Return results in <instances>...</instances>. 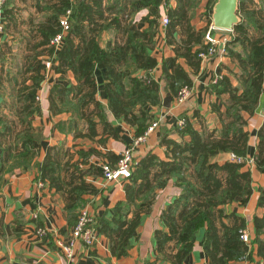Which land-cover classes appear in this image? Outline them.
<instances>
[{
	"label": "crops",
	"instance_id": "1",
	"mask_svg": "<svg viewBox=\"0 0 264 264\" xmlns=\"http://www.w3.org/2000/svg\"><path fill=\"white\" fill-rule=\"evenodd\" d=\"M61 1L50 0L48 4L44 0H33L31 3L28 1V4L34 6L35 9L39 8L36 19L35 14L29 15V18L33 20L28 21L31 28L28 36L26 33L19 35L12 30L14 25L20 26L23 19L18 18L16 14L12 20L8 19L0 4V60L3 58L4 46H12L13 39L21 41L19 46L21 49H28L29 46L39 43L41 36L38 34V29L51 17L42 11L43 6L53 7ZM217 1L165 0L160 6H144L137 0H133L132 3L124 0L121 3L128 4L129 9L127 11L129 14L125 15L121 21L122 27L129 26L132 31L145 32L151 30V22H153L155 29V45L151 55L157 59L158 65L149 75L159 85L161 105L148 106L147 109L152 116L149 124L159 120L160 125L146 142L134 149L133 157L137 165L148 155H155L160 160L168 161L167 147L162 143L164 139L179 143L190 140V137L183 136L177 127V122L181 118H186L198 132H211L216 129L219 132L222 128L221 113L225 112L231 95L225 91L218 92L224 87L212 85L211 80L216 75L229 77L233 86H237L238 81L233 78L232 80L228 74L229 68L235 66L236 63L227 55H215L206 60L202 59L199 67L195 68L186 58L177 56V53H182V51L177 52L175 49L179 41L187 37L189 29L190 33L198 35L203 32L206 35L213 28L212 15ZM11 2L9 9L24 4V0ZM115 2L116 0H104V7L114 6ZM248 6L259 9L260 2L254 0V4ZM211 8L212 13H210ZM170 13L176 16L171 17ZM182 15L183 20H181ZM165 17L169 19L166 25L163 22ZM107 23H110V20ZM169 26H172L171 32L168 31ZM225 32L229 31H213V34L220 40L229 41L233 33ZM125 40L126 34L118 30L116 26H110L99 35L100 45L103 48L111 41L121 43ZM29 42L32 45H28ZM203 43L206 44L205 38ZM200 46V44H195L193 51L199 49ZM11 48L15 49L14 46ZM25 52L27 53V50L24 54ZM58 53L59 50L52 57H42L46 63L45 80L36 96L39 113L31 118V131L36 136L34 146L37 153L30 162L23 165L19 163L21 160L17 156L22 148L20 144H16V135L25 127L17 123L15 113V105H21L23 98L16 97L17 91L12 98H7L0 92V119L2 122L5 120L17 124L15 132L9 136L3 133V123L0 121V264H171L157 252L155 234L159 230H166L162 222L163 211L181 195L182 189L176 184L175 179H170L164 188L156 189L155 193L151 194L150 212L142 214L137 238L131 241L127 256L122 258L114 256L110 250V240L99 231V242L92 248L84 246L81 242L77 243L72 259H67L59 248V241H68L72 237L74 221L70 220L65 196L40 179L41 167L47 154L49 152L52 155L58 153L62 159V166L69 163L68 172H63L66 179L75 174L96 188V194L83 195V203L76 209V213L84 207L89 208L95 215L97 227H99L101 221L112 219L117 206H126V187L131 183L130 180L108 182L102 177L101 168L104 164L116 167L122 153L132 148L138 136L137 127L117 119L109 108L105 87L106 72L101 67H97L95 73L97 84L95 101L101 105L102 117L100 114L89 115L93 112L94 105L84 111L85 115L91 118L73 113L72 109L63 108V99L73 101L72 103L79 99L75 92H71L65 99L63 93L61 94L63 88L78 86L80 82L72 71L67 70L63 74L59 70ZM23 61L25 64L24 59ZM177 67L188 74L193 87L191 97L181 104L177 103L176 96L171 92L165 77V70L173 73ZM135 75L146 76L147 73L138 70ZM168 95L172 97L170 108L163 105ZM7 100H12L9 112L4 108ZM53 102L55 107L52 105ZM244 116L247 122L245 131L249 133L244 157L254 162L246 164L243 171L251 173L253 194L245 206H241L238 202L225 206V213L234 214L237 218L232 217L223 221L226 225H235L240 224L242 219L245 220V230L251 239L249 245L251 258L231 264H264V260L257 255L258 246L254 242L257 236L254 218L264 215V206H259V199L264 190V165L259 167L256 162L261 142L259 133L264 126V82L263 93L259 98L256 112L253 115L244 114ZM88 119L96 123L95 134L90 133ZM230 157L228 153H221L213 158V161L224 163ZM143 181L147 182V180ZM143 181L139 180L138 185ZM156 182L157 179L154 180L151 176L150 183L156 185ZM143 199L144 195L137 201V204H140ZM131 208L129 218L135 211L133 205ZM39 228L47 231L44 237L38 234ZM206 230L207 225L198 231L193 251L184 264H212L203 246ZM260 237L263 238V236Z\"/></svg>",
	"mask_w": 264,
	"mask_h": 264
},
{
	"label": "trees",
	"instance_id": "2",
	"mask_svg": "<svg viewBox=\"0 0 264 264\" xmlns=\"http://www.w3.org/2000/svg\"><path fill=\"white\" fill-rule=\"evenodd\" d=\"M132 1L129 0V3ZM137 1L144 6H160L165 0ZM123 2L124 0H116L114 6L104 7V0H62L49 7L53 14L38 29L41 41L35 46L28 43L32 46L27 49L23 72L18 73L23 80L17 85L16 97L23 98V103L15 106V113L19 124L25 127L16 135V144H20L22 148L17 153L21 165L30 162L37 153L34 146L36 136L31 131V118L39 113L36 96L45 80L46 63L42 57H52L57 52L51 45V40L61 33L60 18L68 10L72 11L69 19L70 30L58 53V68L63 74L67 70L72 71L80 85L63 88L61 94L63 93L65 99L71 92H75L79 98L75 103L63 99V108L72 109L73 113L87 117L85 109L94 105V110L89 115L100 114L101 105L95 101V73L96 68L101 67L106 72V93L114 116L137 127L138 137L147 130L149 121L152 120L147 107L161 105L159 85L149 75L158 65L157 59L151 55L155 45L154 23L151 22V30L145 32L132 31L129 26L122 27L123 17L129 14L128 4H121ZM259 2L260 7L256 9L248 6L253 5L254 0L240 1L239 14L242 22L234 28L233 39L227 43V56L238 65L240 73L237 75V86H233L229 77H223L216 85L224 87L218 92L225 91L231 95L225 112L221 113L222 128L219 132L217 129L198 132L185 118L186 126L180 132L183 136L188 135L190 140L179 143L164 139L162 143L167 147L168 161L148 155L134 167L131 183L126 187V208L124 205L117 206L112 219L101 221L97 227L110 240V250L117 258L128 255L131 241L137 238L142 214L150 212L151 194L156 189L164 188L170 179L176 180L182 192L163 211L162 222L166 230H159L155 234L157 252L163 259L171 264H184L193 251L198 231L205 225L207 230L203 246L212 264H231L243 257L247 260L251 258L250 246L241 239L246 228L245 220L242 219L240 224L235 225H226L223 221L237 218L234 214L227 215L225 206L233 202L245 206L249 202L253 194L251 173L243 171L245 165L231 158L224 163L215 162L213 158L221 153L243 157L248 146L249 133L244 129L247 122L243 113L253 115L256 112L264 82V0ZM10 3L11 0H8L3 8L4 15L12 20L14 11L8 8ZM170 15L176 16L172 13ZM183 19L182 15L181 20ZM108 20L110 23H107ZM110 26H116L123 31L126 40L121 43L111 41L103 48L99 35ZM168 31H172V26L168 27ZM187 32V37L179 41V48L175 47L177 52L182 51L177 56H183L189 64L198 68L202 60L199 55L208 49L203 43L206 35L203 32L198 35L190 33V29ZM195 44L201 46L193 51ZM41 47L44 48L39 49ZM138 70L145 71L147 75L136 76L135 72ZM165 77L176 98L184 86H192L188 74L180 67L173 73L165 70ZM79 95L81 96L78 97ZM52 105L55 107L54 102ZM90 116L87 118H91ZM0 121L2 122L1 119ZM88 122L91 135L95 134L96 123L92 119H88ZM2 123L3 133L12 136L17 127L16 123L5 120ZM259 137L261 142L256 162L262 167L264 126ZM61 161L58 153L52 155L49 152L41 167L40 179L65 196L70 220L75 225L79 215L76 209L83 203V195L96 194L97 190L75 174L66 179L63 172H68L69 163L66 168ZM75 170L78 171L77 168ZM151 176L154 180L157 179L156 185L150 183ZM139 180L147 182L143 181L138 185ZM142 195L143 201L137 204ZM132 205L135 211L129 218ZM259 206H264V190ZM254 228L257 235L254 240L258 246L257 255L264 260V215L254 218Z\"/></svg>",
	"mask_w": 264,
	"mask_h": 264
},
{
	"label": "built area",
	"instance_id": "3",
	"mask_svg": "<svg viewBox=\"0 0 264 264\" xmlns=\"http://www.w3.org/2000/svg\"><path fill=\"white\" fill-rule=\"evenodd\" d=\"M8 0H0L1 6H4ZM72 12L68 10L66 15L60 18V25L62 28L61 33L56 35L51 40V45L55 47L56 51L62 49L63 40L66 34L70 30V16ZM164 24L169 23V19L165 17L163 19ZM213 31H219L212 28L205 36V43L208 47L207 51L202 52L199 56L201 59L206 60L215 55L225 56L227 55V43L229 42L227 39L220 40L216 38L213 34ZM223 76L216 75L212 80V85H217L221 81ZM193 93V87L184 86L178 93L176 98L177 103L181 104L188 100ZM160 125V121H153L149 124L147 130L143 135L138 137L134 142L132 148H128L122 153V157L120 158L116 167H112L109 164H104L102 166V177L108 182H117V181H128L132 178L133 167L135 166L133 151L139 146L141 143H144L148 140V138L156 132ZM186 126V119L181 118L177 122V127L179 131L183 130ZM232 160H236L239 164H252L254 161L252 159H247L246 157H237L236 155H231ZM38 234L44 237L47 234L45 229L39 228ZM241 239L250 245L251 239L246 230L242 232ZM81 242L84 246L88 248H92L99 242V235L97 230V222L95 215L89 208L84 207L79 211L78 219L76 224L73 226L72 237L68 241H59L58 246L63 251L67 259H72L75 254V247L77 243ZM247 258L243 257L240 261H246Z\"/></svg>",
	"mask_w": 264,
	"mask_h": 264
},
{
	"label": "rangeland",
	"instance_id": "4",
	"mask_svg": "<svg viewBox=\"0 0 264 264\" xmlns=\"http://www.w3.org/2000/svg\"><path fill=\"white\" fill-rule=\"evenodd\" d=\"M11 1H14V0H11ZM28 1H29V3H31L33 0H24V4L22 6H14L12 8V11H14V14H16L18 18L23 19V22L20 23V26L14 25L12 27V30L15 33H18L19 35L26 33L28 36L30 34L31 28L29 26L30 22H28V21L33 20V19H30L29 15L33 16L35 14V16H34V18H35V17H37L36 13L39 11V8L35 9L34 6L29 5ZM49 1L50 0H44V2L46 4H48ZM33 11H36V12H33ZM42 11L45 13V15H52L53 14V12L49 9V5L43 6ZM25 29H28V30H25ZM225 33H229V32H225ZM232 39H233V36H230L229 41ZM20 42L21 41H19L18 39H16V40L13 39V42L11 45L14 46L15 49L11 48L12 46H8V45L4 46L3 58H2V60H0V92L3 93L4 95H6L7 98H12L15 95L17 85L19 83L21 84L22 80H23L22 77H19L18 73L23 72V69H24L23 59H24L25 55L27 54L26 52L24 54V51H26L27 49H21L19 47ZM237 49H240V47L237 46ZM227 55H228V51H227ZM234 65L235 66H233V67L231 66V68H229L228 74L231 76V79L233 78L235 81L236 80L238 81L237 75H238V73H240V69H239L237 64H234ZM16 80H17V82H16ZM238 83H239V81H238ZM11 104H12V100L6 101V106L4 107L6 109V111H8V112L10 111ZM244 114L245 113H243V117L245 120ZM17 123H19V121H17ZM136 166H137V163L134 167H136ZM134 167H133V169H134Z\"/></svg>",
	"mask_w": 264,
	"mask_h": 264
},
{
	"label": "water",
	"instance_id": "5",
	"mask_svg": "<svg viewBox=\"0 0 264 264\" xmlns=\"http://www.w3.org/2000/svg\"><path fill=\"white\" fill-rule=\"evenodd\" d=\"M241 0H218L213 9L212 26L219 31L233 32L234 28L242 22L239 14ZM172 97L168 95L164 100V107L170 108Z\"/></svg>",
	"mask_w": 264,
	"mask_h": 264
}]
</instances>
